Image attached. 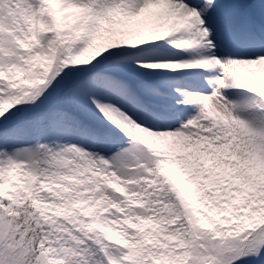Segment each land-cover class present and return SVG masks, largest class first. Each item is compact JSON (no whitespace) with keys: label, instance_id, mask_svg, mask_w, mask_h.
I'll list each match as a JSON object with an SVG mask.
<instances>
[{"label":"snow or ice","instance_id":"snow-or-ice-1","mask_svg":"<svg viewBox=\"0 0 264 264\" xmlns=\"http://www.w3.org/2000/svg\"><path fill=\"white\" fill-rule=\"evenodd\" d=\"M0 264H264V0H0Z\"/></svg>","mask_w":264,"mask_h":264}]
</instances>
